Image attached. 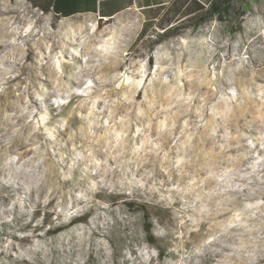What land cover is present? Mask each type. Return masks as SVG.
Here are the masks:
<instances>
[{
    "label": "rangeland",
    "instance_id": "374dc122",
    "mask_svg": "<svg viewBox=\"0 0 264 264\" xmlns=\"http://www.w3.org/2000/svg\"><path fill=\"white\" fill-rule=\"evenodd\" d=\"M62 2L0 0V264H144V216L166 246L147 264H264V0L159 41ZM146 173L154 191H118Z\"/></svg>",
    "mask_w": 264,
    "mask_h": 264
},
{
    "label": "crops",
    "instance_id": "0c3cea01",
    "mask_svg": "<svg viewBox=\"0 0 264 264\" xmlns=\"http://www.w3.org/2000/svg\"><path fill=\"white\" fill-rule=\"evenodd\" d=\"M56 0H54L53 5ZM59 1V0H58ZM59 10L68 14L95 15L112 19L127 13L139 14L148 25L171 26L206 8L212 0H63ZM53 9V6H52ZM56 14V13H55ZM59 15V14H57ZM60 16V15H59Z\"/></svg>",
    "mask_w": 264,
    "mask_h": 264
},
{
    "label": "trees",
    "instance_id": "16d2710c",
    "mask_svg": "<svg viewBox=\"0 0 264 264\" xmlns=\"http://www.w3.org/2000/svg\"><path fill=\"white\" fill-rule=\"evenodd\" d=\"M35 6L42 8L44 11H53L52 6L54 0H30ZM237 0H212V2L204 9L200 10L199 12L192 14L190 17V21H195L196 24L205 23L208 19L219 17L221 19H228L230 18L234 12L241 16L243 13L246 12L247 6L250 5V0H242L238 6H235ZM179 28V24H174L172 26H167L164 28L163 34H160L158 37L159 41L160 38H163L166 35L173 34L175 28ZM177 28V29H178ZM151 62L153 61L152 56H150ZM90 214L85 213L78 217L73 218L69 224H59L54 225L51 227V224H48V218L45 219V226H49L50 228L47 230L49 233L54 234L62 229L66 228L69 225L87 222L89 219ZM44 218V216H43ZM154 219L150 216H144V220L142 222V227L144 230V238L146 241L156 248L158 256L163 259L166 257V246L163 245V237L157 235L154 231Z\"/></svg>",
    "mask_w": 264,
    "mask_h": 264
},
{
    "label": "clouds",
    "instance_id": "9594fccd",
    "mask_svg": "<svg viewBox=\"0 0 264 264\" xmlns=\"http://www.w3.org/2000/svg\"><path fill=\"white\" fill-rule=\"evenodd\" d=\"M121 51H123V50H121ZM100 55L103 56L104 53L101 51ZM123 58H124L123 56L117 54L116 62L117 63L121 62L123 60ZM90 83L91 82H89V84ZM68 99H70V95H69ZM68 99H65L62 102L67 104ZM49 135H51V133H49ZM249 143H251V142H249ZM262 146H264V145H262ZM17 158L18 157H15V156L9 157L5 161V163L15 165ZM262 159H264V157H262ZM24 163L25 162H22L20 165H16V171H20L21 168H23ZM36 163H39V161H37ZM97 164L99 165V162H97ZM24 171L29 172V173L34 172L35 171V165H33L31 168H24ZM150 176H151V173H146L145 177H142L140 179H132V180L124 179L121 181V187L118 189V191L123 192V193H127L129 199H133V200L139 199V194H142L145 192H151V191L155 190L154 186L150 185L148 183V178H150ZM65 178L67 179L68 177H65ZM82 198L86 199V197H82ZM106 198H111V197H106ZM113 239L118 240L121 245L131 246L130 241H132L134 238L130 237L127 234V231L125 229L116 227L113 229ZM139 251L141 253L142 260H143L144 264H147V261L152 256L157 255L155 250H152L150 253H146L144 251V249L141 248V249H139ZM237 251H238V253L242 254V256H244V257L252 255V253L247 250V246H245V245L239 246Z\"/></svg>",
    "mask_w": 264,
    "mask_h": 264
}]
</instances>
